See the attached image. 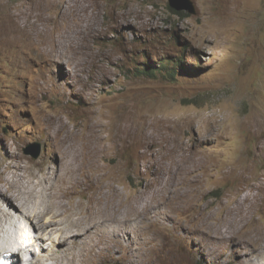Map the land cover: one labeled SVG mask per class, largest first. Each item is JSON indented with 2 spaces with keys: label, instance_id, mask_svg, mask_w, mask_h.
Wrapping results in <instances>:
<instances>
[{
  "label": "rangeland",
  "instance_id": "374dc122",
  "mask_svg": "<svg viewBox=\"0 0 264 264\" xmlns=\"http://www.w3.org/2000/svg\"><path fill=\"white\" fill-rule=\"evenodd\" d=\"M191 1L195 14L169 0H0V172L17 162L26 173L61 170L51 140L83 145L92 130L95 200L104 202L96 219H137L160 205L166 213L161 224L133 221L129 245L98 264L239 261L234 246L217 247L202 234L210 230L264 248V0ZM87 27L85 49L74 51L66 37ZM145 64L157 73H142ZM38 149L37 158L27 154ZM85 193L71 198L75 213L90 205ZM226 218L247 219L221 226Z\"/></svg>",
  "mask_w": 264,
  "mask_h": 264
},
{
  "label": "bare ground",
  "instance_id": "6f19581e",
  "mask_svg": "<svg viewBox=\"0 0 264 264\" xmlns=\"http://www.w3.org/2000/svg\"><path fill=\"white\" fill-rule=\"evenodd\" d=\"M90 31H91V29H88V27H87V28L78 29V31L76 30V32L72 31L70 34L68 33L69 35L66 38H67V41H68L70 47L74 51H83L86 47V36L90 35V33H91ZM43 33H46V31L43 30ZM64 34H65V32H64ZM22 35H23V33H22ZM16 36H18V35H16ZM33 39H34V37H33ZM37 42H39V41H37ZM48 42H46V43H48ZM59 48H60V46H59ZM38 49H40V48H38ZM50 51H51V49H50ZM46 54H48V53H46ZM50 56H51V58L53 57L52 55H50ZM48 58H50V57H48ZM93 125H95V124H93ZM50 126H52V125H50ZM56 126H58V125H56ZM59 128H60V126H59ZM62 128L65 129L66 126L62 125ZM54 132H56V131H54ZM54 136L55 135L53 134V137ZM97 136H99V135L95 134L91 130L90 135L86 138L83 145H74L73 143L75 141L68 143L70 141V139L62 140L64 142L60 143L59 138L54 137L51 140V149H52L51 154L53 155V154H55V152H58L60 154V156L63 160L61 170L57 169L56 167L55 168H44L42 166H39V168H38L39 173H26L27 172V166H24V169L21 170V167H22L21 163L15 162L16 164L14 166L12 164H10L4 168L3 172H0L1 177L3 176L4 173H10L13 175V179H11V178L5 179L3 177L0 178V183L5 184L4 187L6 188V190H4L3 185L0 184V232L3 235L0 237L1 238L0 254L5 250V247H4L2 242L10 241L11 243H16L17 240H21V239L23 240L24 239L25 241L30 242L31 246L34 249H35V246L39 247L40 252L38 255H39V257H41V260L40 261L37 260L38 264H49L50 262H52V264H98L97 259L99 258L98 260L102 261L107 252H109V251L114 252L116 250L117 246H119L120 249H123V248L127 247V245H129V244H126V242L128 240L130 229H132L131 224L133 221H136L139 224L144 223L146 221H152V222L158 223V224L162 223V218H163L162 215L166 216V213L164 212L162 205L157 206V207L152 206L153 208H149V210L147 209L148 213L146 212L147 213L146 215H143L141 213L142 217H140V218L138 217L137 219H135V216H137V215H134L135 213H133L134 219L132 217H131L132 218L131 219L130 217H126L124 215H122L121 217H113L111 214H110V216H112V217H106V218L103 217L100 219H96L97 215H96L95 207L100 206L99 208H102L103 207L102 203L104 204V202H102V200H100V199L97 202L95 200V198H98L96 195V185L99 186V184H97V181H99V179H100L99 175H98L99 171H100L99 170L100 165L98 164L99 153H98ZM118 142H117V144H118ZM113 147H115V146H113ZM2 164H3V162H2ZM108 167H109V165H108ZM115 168H116V166H115ZM104 170H106V169H104ZM24 173H26V174H24ZM102 176H103V174H102ZM105 177H107V176H105ZM25 180H27V184L24 183ZM85 191L88 192V194H89L88 200L91 203L88 202V203H90V205L89 206L87 205L88 208L83 209L80 214H79V212L75 213L76 212L75 209L79 208L80 206L77 205V207H75V202L73 203L72 202L73 200L71 198L74 197L76 192L77 193L80 192L82 195L83 192L85 193ZM153 192H155V191H153ZM177 192H179V191H177ZM181 193H182V191H181ZM177 194H179V193H177ZM188 194H189V192L186 189L182 193L184 198L189 196ZM100 196H101V194H100ZM172 197H174V196H172ZM178 197H179V195H178ZM194 197H193V199H194ZM18 198L23 199V201L20 202L19 201L20 199H18ZM119 198H121V196ZM68 199H70L71 207L68 206V204H67ZM139 199H141V198H139ZM190 199H191V197H190ZM28 200H30V201H28ZM141 200H143V199H141ZM25 201H28V202H25ZM153 201H154V199H153ZM153 201H152V204H153ZM184 201H183V203H184ZM24 202H25V204H24ZM171 202H173V200ZM173 203L177 204L176 201ZM79 204H81V202ZM83 204H84V202H83ZM154 204H156V203H154ZM184 205H185V203H184ZM222 205L224 206V204H222ZM85 206H83V207H85ZM119 206H120V204H119ZM181 206L184 207L183 205H181ZM186 207H188V206L186 205ZM225 207H226V204H225ZM225 207L223 208V210L225 209ZM139 208H141V207H139ZM176 208H177V206H176ZM245 208H246V206H245ZM145 209H146V206H145ZM136 210H137V208H136ZM211 210H212V208H211ZM104 211L106 212V210H104ZM259 211H261V210H259ZM133 212H135V211L133 210ZM232 212H234V211L232 210ZM221 213H223V212H221ZM108 214H109V212H108ZM127 214H129V213H127ZM213 214H215V213L213 212ZM237 214H238V212H237ZM258 214H260V213H258ZM104 215H105V213H104ZM246 215H248V214H246ZM212 217H209L208 220L210 221L212 219ZM229 217L231 218V215ZM245 217H247V216H245ZM17 218H19V220H23L26 223V226H20L19 234L21 236H19L18 238L13 234V232H11V230L9 228L6 227V225L8 226V224L11 227L16 222ZM90 218H92V219L94 218V220H92V223L88 222V220ZM247 218H243V219H239V218L227 219L226 218L227 220L224 221V219H223L220 222L221 223L220 225L222 226L223 222H224L223 226H228L229 224L232 225L233 223H235L236 225L237 224L240 225L242 223H245ZM201 220H202V218H201ZM214 220H215V218H214ZM6 221H9V222H6ZM5 222H6V224H4ZM251 224H254V221ZM15 225H17V224H15ZM15 225L13 227H15ZM204 225H205V223H204ZM246 225H247V223H246ZM211 227H213V226H211ZM245 228H247V227L245 226ZM245 228H243V229L246 231ZM199 229H198V231H199ZM259 229L261 231L264 230V228H259ZM39 230L41 231V234H44V236L46 238L43 236L41 237ZM218 230L219 229H217L216 231H218ZM241 230H242V228H241ZM210 231H212V230H210ZM226 231H227V229H226ZM246 232H248V230ZM258 232H260V231H258ZM208 233L204 232L202 234H204L208 240H210L215 245H217V247H219L222 244H229V245H232L235 247L234 254H235V256L240 257V259H239V261H236V262L234 261V264H264V248H261V247L257 248L254 245V242H253L254 240L252 238L249 240H246V239L239 238V236L238 237L237 236H231L233 234L223 235L220 232L219 233L222 235V237H218V236H212L211 232H210V234H208ZM224 233H225V230H224ZM254 233H255V231H254ZM260 234H261V232H260ZM249 235H250V233H249ZM258 236H260V235H258ZM262 236H264V235H262ZM43 238L46 239L47 241H45ZM43 240H44V242H47L49 244L48 249L52 252V254L47 255V256L43 255L44 250H45V247L43 245ZM258 242L259 241H257V243ZM128 249H129V247H128Z\"/></svg>",
  "mask_w": 264,
  "mask_h": 264
},
{
  "label": "clouds",
  "instance_id": "9594fccd",
  "mask_svg": "<svg viewBox=\"0 0 264 264\" xmlns=\"http://www.w3.org/2000/svg\"><path fill=\"white\" fill-rule=\"evenodd\" d=\"M20 226H26L23 220H19L14 230H11L13 234L18 238ZM5 250L0 254V264H37L35 257L37 256V250L31 246L28 241L17 240L16 243L10 241L2 242Z\"/></svg>",
  "mask_w": 264,
  "mask_h": 264
},
{
  "label": "water",
  "instance_id": "95a60500",
  "mask_svg": "<svg viewBox=\"0 0 264 264\" xmlns=\"http://www.w3.org/2000/svg\"><path fill=\"white\" fill-rule=\"evenodd\" d=\"M170 6L176 11H187L191 14L196 13V8L191 0H169ZM31 154L33 157L37 158L40 154V150H36Z\"/></svg>",
  "mask_w": 264,
  "mask_h": 264
},
{
  "label": "trees",
  "instance_id": "16d2710c",
  "mask_svg": "<svg viewBox=\"0 0 264 264\" xmlns=\"http://www.w3.org/2000/svg\"><path fill=\"white\" fill-rule=\"evenodd\" d=\"M176 64H177V69L178 70L181 69L182 66H184L183 61L180 60V59L176 62ZM145 66H146V69H142L143 70L142 73H144L145 75L151 76V75H155L157 73V70L156 69L153 70L152 68H150V66H148L146 64H145Z\"/></svg>",
  "mask_w": 264,
  "mask_h": 264
}]
</instances>
